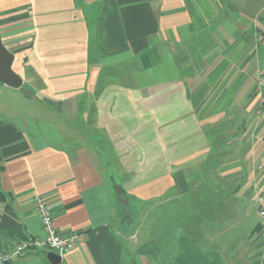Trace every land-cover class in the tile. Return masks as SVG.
Returning a JSON list of instances; mask_svg holds the SVG:
<instances>
[{"label":"crops","instance_id":"obj_1","mask_svg":"<svg viewBox=\"0 0 264 264\" xmlns=\"http://www.w3.org/2000/svg\"><path fill=\"white\" fill-rule=\"evenodd\" d=\"M0 30L33 94L0 82V250L46 235L39 196L77 237L58 264H264V0H0Z\"/></svg>","mask_w":264,"mask_h":264},{"label":"rangeland","instance_id":"obj_2","mask_svg":"<svg viewBox=\"0 0 264 264\" xmlns=\"http://www.w3.org/2000/svg\"><path fill=\"white\" fill-rule=\"evenodd\" d=\"M217 115H218L216 117L217 120H214L215 123H211L210 121L208 122V123H210V124H208V129L210 131L211 136L215 137V142L213 145V152L217 153L218 157H216V158H219L220 157L219 155H221L220 153L227 151L229 149L231 150L232 148H234L236 146V144H232L230 142L231 141L230 138L232 137L233 134H230L228 132L231 130V128H229L225 125L222 126V124L220 122L221 121V115H219V114H217ZM231 124H232V122H231ZM211 125H213V127ZM221 131L222 132L224 131L225 133L220 134V136H219L218 133ZM215 156L216 155H214V157ZM211 162H214V159ZM217 162L220 163V160H218ZM121 199H122V197H121ZM128 199H130V198H128ZM200 199H202V198H200ZM130 201L131 200H126V199L123 201V204H122L123 206H122L121 212H120L121 215L126 214L127 216H129V223H127V231L131 230L132 233L135 235H137L140 230H142V232H144V233L155 232L156 228H157V222H156V214L157 213L156 212L158 210L157 202L155 203V201H160V200H155L154 202H150L146 206H144V205L141 206L140 204H137L136 201L134 203H131ZM198 205L203 207L204 201L202 202V200H201ZM214 210L216 211L217 209H214ZM183 211H179V213L177 214V216L175 218L176 219L175 221L173 218L174 223L172 221H169V223L165 224L166 231L175 229L177 227H179V228L183 227L182 223H178V222H181L182 220L188 219L187 215L184 214Z\"/></svg>","mask_w":264,"mask_h":264},{"label":"built area","instance_id":"obj_3","mask_svg":"<svg viewBox=\"0 0 264 264\" xmlns=\"http://www.w3.org/2000/svg\"><path fill=\"white\" fill-rule=\"evenodd\" d=\"M260 74L263 75V73ZM259 85L264 86L263 76L259 78ZM260 168H262V165H260ZM37 202V208L40 212L46 235L44 237L29 236L17 242L9 251L0 250V263L9 262L14 257L26 255L34 249L52 250L60 255H64L76 247L77 237H66L60 234L54 227V217L47 203L39 196H37ZM259 215L264 222V205L260 207Z\"/></svg>","mask_w":264,"mask_h":264},{"label":"water","instance_id":"obj_4","mask_svg":"<svg viewBox=\"0 0 264 264\" xmlns=\"http://www.w3.org/2000/svg\"><path fill=\"white\" fill-rule=\"evenodd\" d=\"M14 59L15 54L4 44L0 30V82L18 88L23 94L32 97L33 94L23 85V77L13 68ZM48 257L54 264L60 263L62 259L55 251L49 252Z\"/></svg>","mask_w":264,"mask_h":264}]
</instances>
